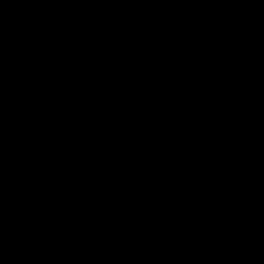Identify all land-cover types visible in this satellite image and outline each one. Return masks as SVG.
<instances>
[{"label": "water", "instance_id": "1", "mask_svg": "<svg viewBox=\"0 0 264 264\" xmlns=\"http://www.w3.org/2000/svg\"><path fill=\"white\" fill-rule=\"evenodd\" d=\"M0 264H264V0H0Z\"/></svg>", "mask_w": 264, "mask_h": 264}]
</instances>
